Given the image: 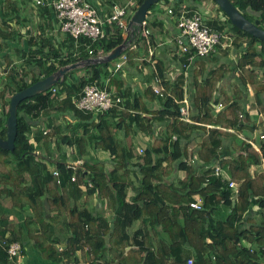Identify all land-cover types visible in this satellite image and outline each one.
Instances as JSON below:
<instances>
[{"label": "trees", "instance_id": "1", "mask_svg": "<svg viewBox=\"0 0 264 264\" xmlns=\"http://www.w3.org/2000/svg\"><path fill=\"white\" fill-rule=\"evenodd\" d=\"M230 1L248 19H258L264 29V0ZM182 2L171 8L175 17ZM0 3V26L5 27L0 29V51H4L0 75L5 77L0 83V137L5 138L10 97L59 66L86 58L87 52L80 47L79 57L72 56L74 40L69 35L66 48L46 52L31 39L36 47L26 52L16 49L19 60L14 62L5 49L7 42L19 39V31L11 25L19 19V7L17 0ZM155 5L145 18L149 34H140L122 53L127 68L144 67L149 50L157 46L153 30L159 25L156 19L150 21ZM217 9L223 18L202 22L220 34L215 50L224 42L240 50L233 94L224 88L221 99L214 95L226 72L223 67L203 76L194 72L196 109L189 110V121L179 112L184 104L185 66L190 63L189 54L182 52V72L165 81L164 96L155 94L151 83L139 87L125 82L108 62L83 67L78 76L74 75L78 70H70L61 83L18 104L14 149L0 148V203L26 213L24 224L34 246L49 256L69 259L72 251L87 248L89 258L83 259L87 264H187L188 258L192 264H264V167L250 172L251 166L264 162V139L256 141L254 135L258 128L264 133V120L257 124L250 114L256 111L264 118V41L235 27ZM249 11L262 14L252 19ZM104 29L106 37L91 43L94 54L99 47L106 52L124 40L115 24ZM227 51L222 49L224 54ZM89 83L119 96L120 106L103 113L78 110L72 99ZM248 88L254 101L247 107ZM154 95L160 106L151 110L144 97ZM133 138L140 141L136 148L130 145ZM46 140L55 144L49 148ZM56 144L74 149L72 160L82 162H67V153L57 151ZM229 181L238 187H229ZM95 192L112 209L110 218L94 214L90 198ZM199 198L201 208L188 205ZM136 221L142 226L129 243L124 238L129 234L126 227ZM57 223L69 234L60 251L52 235ZM21 233L19 222L0 216V264L15 263L6 251L12 241L20 244L23 261Z\"/></svg>", "mask_w": 264, "mask_h": 264}, {"label": "crops", "instance_id": "2", "mask_svg": "<svg viewBox=\"0 0 264 264\" xmlns=\"http://www.w3.org/2000/svg\"><path fill=\"white\" fill-rule=\"evenodd\" d=\"M1 1V0H0ZM44 2H47L49 0H42ZM97 11L98 16L101 19H106L113 9L118 6L124 5L125 2L128 0H87ZM131 1L130 5V13H128L127 19L129 18L130 14L133 12L134 8L138 5L137 0H129ZM184 4L189 7L198 10L202 15V20H211L216 18H223L221 15V12L218 11L217 6L211 1V0H196L195 3H192V0H182ZM160 2V1H159ZM167 2V1H166ZM179 3V0H172V4L166 7L165 14H154L152 10V15L150 18V21L152 19H156L155 23L159 25V29H154L153 32L157 35V46L149 50V54L145 57V64L144 67L141 69H138L136 67L134 68H126V70L122 71V66L120 69L117 70V75L119 78H123L125 82L133 83L139 85V87L142 86V82H144V87L148 86V83H151L153 87V77L155 73H159L161 75V86L164 88L165 81H172L177 75H179L182 72V65L179 62L180 57L182 56L181 52L180 54L177 51V47H175L174 43V37L177 34V27L174 23L173 16L167 13V10L169 8H174V6ZM1 4V3H0ZM17 5L19 7V19L16 21L15 19L11 21L12 27H14L19 32L18 40H12L11 42H7L8 46L5 51L7 50L10 55H12L16 51V49H22L23 51H27L29 47L35 48L36 45L34 42L31 41V39L37 40L38 45H43L45 48L42 49L43 51H47L53 48H60L64 47L66 48V39L67 34L64 33L59 29L58 21L55 17V13L50 5H37L39 8L35 11L30 10L31 2L30 0H17ZM156 12V11H155ZM256 20V19H255ZM146 21V20H145ZM148 23V22H147ZM149 27V26H148ZM124 35V33H122ZM127 36L124 35L123 38ZM135 40V39H134ZM134 40L132 44L134 43ZM1 41V39H0ZM43 44H41V42ZM131 44V45H132ZM130 45V46H131ZM5 46V44H4ZM129 46V47H130ZM128 47V48H129ZM227 47V53L224 54L222 52V49H225ZM221 48V49H220ZM217 48L214 52H211L209 55L201 58H195L193 61L190 62V64L186 67L185 71V85H184V100L187 103L188 107V115L189 110L196 109L194 106L195 102V92H194V72H199V76L208 75L210 74L211 70L217 67H223L225 69V74L223 77L217 82V91L214 95L219 97L221 99L222 96V90L227 91V94H233V80L236 76V58L239 54V48H234L232 44L227 46L226 42L221 44V47ZM39 50V49H38ZM221 50V51H220ZM4 51H0V59L1 54ZM98 53V52H97ZM99 53H104V51H101ZM4 54V53H3ZM13 57V56H12ZM18 57L15 59L14 62H18ZM23 61V60H22ZM21 61V62H22ZM156 62H158L160 65H156ZM4 64V62H3ZM127 62L123 66H127ZM130 75L131 79L130 81H127L126 77L127 75ZM144 77L141 79L138 75H141ZM150 94V93H149ZM247 103L246 106L248 107L250 103L254 101V94L253 91L248 88L245 91ZM150 96H153L150 94ZM144 102L147 104V106L151 110H156L159 108V105L155 99H147L144 97ZM251 113V119L256 120V123H260V121L264 120L262 118V115H256L255 111H250ZM260 126V125H259ZM258 132H254V135H256ZM260 134V133H258ZM53 146V144H52ZM60 148L59 151H63V147L59 144H56ZM55 146V147H56ZM256 146V144H254ZM257 147V146H256ZM225 153L227 154L228 151L225 149ZM61 158V157H59ZM60 160V159H57ZM71 158L72 164H79L82 162L81 159L73 161ZM67 162H69V158L67 159ZM264 166L261 164L259 166H251L250 170H258L262 169ZM104 197L100 192H95L94 195L90 198V204L93 208V212L98 217H105L110 218L112 215V209L109 208L106 203L104 202ZM4 215L7 216L8 219L11 222H19L22 226V233H21V242L23 246V261L24 264H66L69 260H75L79 262H83V259L89 258L88 250L87 248L85 250H75L71 253V258H57L53 255L49 254L42 250L41 248H38L34 246V242L32 239L28 237V229L24 224V219L26 216V213L22 210L10 208L5 203H0V216ZM135 223H133L131 226L126 227L129 234L126 233L124 238L131 243V235L133 232L136 231L139 226L135 227ZM138 225V223H136ZM53 232L52 235L54 238H56V247L60 251L64 246L67 244L69 234L66 231L65 226L60 224H54L53 225Z\"/></svg>", "mask_w": 264, "mask_h": 264}, {"label": "built area", "instance_id": "3", "mask_svg": "<svg viewBox=\"0 0 264 264\" xmlns=\"http://www.w3.org/2000/svg\"><path fill=\"white\" fill-rule=\"evenodd\" d=\"M35 3L51 6L58 21L59 29L74 40L72 56L75 57H79L81 52L79 50L80 47L86 50L87 56L94 55L91 43L106 37L105 25L115 24L122 30L124 35L128 33L127 16L131 11V1L129 0L124 5L115 7L111 14L104 20L98 16L96 9L87 0H49L48 3L42 0H35ZM167 13L173 16L177 27L174 43L180 52L189 54V62L195 58L205 57L215 50L216 45L220 41V34L203 24L202 15L198 10H189L186 4L181 3L180 12L176 17L172 14L171 8L167 10ZM140 34L148 35L149 29L143 25ZM124 64H126V56L125 54H121V60L115 63V71L120 69ZM152 81L154 93L158 96H164L160 74L155 73ZM51 91L54 94L55 90L52 89ZM72 101L78 110L103 113L115 106H120L121 98L119 96H113L109 91L100 89L93 83H89L84 85L81 93L77 97H74ZM216 107L220 109L222 104L218 103ZM187 109V103L184 100V104L179 107V112L185 121H189ZM239 116L242 117V114H239ZM259 137L260 139H264V133H260ZM262 165L264 166V162ZM53 173L57 174L58 170ZM214 173L216 175L220 173L218 166L214 168ZM72 179L74 180V177ZM229 187L236 189L238 184L234 181H229ZM201 203L202 200L199 198L189 202L188 205L192 208L199 209L201 208ZM2 242L5 244L4 240ZM7 245L6 251L9 259L15 260L14 264H24L22 256L20 255V244L12 241ZM192 263V258H188L187 264ZM66 264L87 263L68 261Z\"/></svg>", "mask_w": 264, "mask_h": 264}, {"label": "water", "instance_id": "4", "mask_svg": "<svg viewBox=\"0 0 264 264\" xmlns=\"http://www.w3.org/2000/svg\"><path fill=\"white\" fill-rule=\"evenodd\" d=\"M159 1L160 0H142L136 6L127 20V36L124 37V40L120 44L115 45L104 53H96L93 56L61 65L51 74L15 92L10 97L8 116L5 122L6 137H0V148L9 151H13L14 149V140L17 134V106L22 100L39 93H43L53 85L61 83L64 79V75L70 70L83 68L90 64L108 63L118 58V56L121 55L132 44L133 40L139 36L143 25L148 26V23L145 21L146 14L152 5ZM214 1L228 17L231 24H233L238 29L243 30L248 34L264 41V29L259 26L258 19L252 21L245 17L230 0ZM32 154L34 156L37 155L36 152H32Z\"/></svg>", "mask_w": 264, "mask_h": 264}, {"label": "rangeland", "instance_id": "5", "mask_svg": "<svg viewBox=\"0 0 264 264\" xmlns=\"http://www.w3.org/2000/svg\"><path fill=\"white\" fill-rule=\"evenodd\" d=\"M167 1V2H166ZM30 2H31V5H30V10H32V11H35V10H37L39 7L37 6V5H35V0H30ZM172 4V0H160V2H157L156 3V5L154 6V10H153V13L154 14H156V15H158V14H161V13H163V14H165V10H166V7L167 6H169V5H171ZM156 11V12H155ZM250 15V17L252 18V19H255V17H260L261 16V14H262V12L261 11H257V12H253V11H249L248 12ZM0 29H2V30H5V27L4 26H0ZM101 51H103L102 50V48H98V53L99 52H101ZM11 56H13L12 57V60L13 61H15V59L17 58V56L16 55H14V53L11 55ZM1 60V59H0ZM116 60H118V61H120L121 60V55H119L118 56V58H116L115 60H113V61H111V62H109L110 64H109V68L111 69V70H113L114 71V73L115 74H117V72L115 71V62L114 61H116ZM125 65V64H124ZM1 66L2 65H0V68H1ZM126 68H127V66L125 67V66H122V71H124V70H126ZM75 70H78V73H76V74H74L75 76H78L79 75V73H80V71H82L83 70V68H78V69H75ZM141 79H143L144 77L142 76V74L141 75H138ZM126 77V79H127V81H130V79H131V77H130V75L128 74L127 76H125ZM4 80H5V77H2L1 75H0V83L1 82H3L4 83ZM235 82V78H234V80H233V83ZM142 85L144 86V82H142ZM1 86V85H0ZM7 96V95H6ZM153 99H155V101H157V103H158V105L160 106V100H159V98H158V96L157 95H154V97H153ZM241 105V104H240ZM242 106V105H241ZM256 112V111H255ZM256 132H261V128H258V130L256 131ZM255 140L256 141H258V140H260L259 139V134L257 133L256 135H255ZM44 141H45V139H44ZM46 142L48 143V146H49V148H50V146H51V144H55L54 142L53 143H51V142H49L48 140H46ZM143 142H144V138H143ZM138 143H140V141H138L137 139H131V141H130V145L133 147V148H136L137 147V144ZM258 143V142H257ZM56 150L57 151H59L60 150V148L58 147V146H56ZM73 150L74 149H72L71 150V148H69V147H65V148H63V152H66L67 153V156H68V158H69V162H71V158H73ZM78 155L79 156H83V155H81V153H80V150H79V153H78ZM52 164V163H51ZM50 164V165H51ZM53 165V164H52ZM263 169V168H262ZM262 169H258V170H250V172L252 173L253 171H261ZM105 202V201H104ZM103 202V203H104ZM136 223H138V225L136 224ZM142 226V223H141V221H136L135 222V224H134V226L135 227H137V226ZM139 226V227H140Z\"/></svg>", "mask_w": 264, "mask_h": 264}, {"label": "clouds", "instance_id": "6", "mask_svg": "<svg viewBox=\"0 0 264 264\" xmlns=\"http://www.w3.org/2000/svg\"><path fill=\"white\" fill-rule=\"evenodd\" d=\"M95 55V54H94ZM87 57H90V56H87ZM83 59V58H82Z\"/></svg>", "mask_w": 264, "mask_h": 264}]
</instances>
